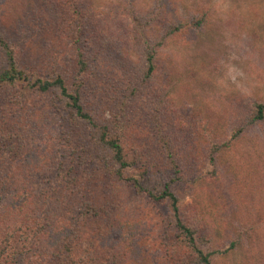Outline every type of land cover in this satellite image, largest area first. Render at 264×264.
I'll return each instance as SVG.
<instances>
[{
    "label": "rangeland",
    "instance_id": "1",
    "mask_svg": "<svg viewBox=\"0 0 264 264\" xmlns=\"http://www.w3.org/2000/svg\"><path fill=\"white\" fill-rule=\"evenodd\" d=\"M0 34L31 80L59 74L71 91L81 54L86 111L125 129L137 162L125 175L156 194L169 187L212 264H264V118L252 121L264 106V0H0ZM150 50L155 73L143 82ZM70 118L56 89L0 88L8 264H64L49 246L66 223L98 264H195L168 204L117 179ZM37 226L50 227L41 247L27 240Z\"/></svg>",
    "mask_w": 264,
    "mask_h": 264
},
{
    "label": "trees",
    "instance_id": "2",
    "mask_svg": "<svg viewBox=\"0 0 264 264\" xmlns=\"http://www.w3.org/2000/svg\"><path fill=\"white\" fill-rule=\"evenodd\" d=\"M191 21L194 23L195 27H199L202 23V20L192 19ZM172 29L173 28H171L170 33H167V35L172 33ZM179 29L180 28H177L176 30L174 29L173 33L179 31ZM160 43H158V45ZM0 51L5 61L4 68L0 70V88L14 87L18 84H22L26 86L27 89L41 94L48 93L51 89H56L59 97L65 100L66 109L68 110L71 117L70 120H74L75 122L81 123L82 125L88 127V129L90 130L88 136L93 147L96 149V151L98 150L100 152H103L110 157L113 168L112 173L115 175V177L130 184L139 194H143L152 202H166L170 209L173 227L183 238L185 246L192 253L195 264H212L210 258L213 253H205L198 247L195 233L189 226L184 223L180 214L178 199L174 195V193L170 191L169 187L167 185L164 186L163 190L156 194L141 185V182L139 180L127 177L125 175V171L131 168H135L137 162L135 158L129 156L125 150V140L123 136L125 129L123 125L119 124L118 120H116V116L114 115L113 120H110L107 123H100L94 118V116H92V114L86 111L82 102V95L80 92L82 86L80 79L83 77L87 69V62L82 58L81 54H79L77 58V66L79 68L78 74H80L81 76H79L76 82V86L71 91L67 88L63 77L59 74H56L52 78L47 79H44L41 76H36L34 80H31V75L18 67L17 55L15 54L14 49L1 34ZM154 73V52L153 50H150L146 53V72L143 75V82L150 80L153 77ZM263 111V105H256V112L252 121H261L264 118ZM17 125L19 126V122H17ZM242 130V128L238 130L237 134L242 132ZM0 136L3 138L5 137L4 131L1 127ZM7 138H5V141H2L3 147H5L3 148V153L7 149ZM16 138L17 136L14 137L15 140ZM13 144H15V147L19 149L16 141H14ZM10 146H12V144ZM216 150H219V147L213 144V151ZM14 153L17 152L15 151ZM10 184H13V182H10ZM3 186L6 185L0 184V188ZM53 224L55 225V222ZM51 227L54 226L51 225ZM49 228V226L48 228L37 226L32 230H29L30 236L29 238L27 237L28 242L33 241L34 245V242H36L37 240V247H41L40 238L42 237V235L45 236L46 233H49L47 230ZM73 233L74 232H72L71 227H69L66 223L63 226L62 239L55 240L60 241L59 244H53L54 246H49V251H51L52 249V251L58 250V254L60 252L64 253V264H98L97 260H95L94 256H92L93 254L91 248H89V250L85 252L87 253L86 255L82 250L83 248H81L82 252L77 255V257H73V254L75 252L79 253V251H81L79 247L80 243H87L88 239L87 237H85L86 234H83L81 240H76L77 235H74ZM86 249H88V246ZM49 251L47 250L48 254ZM15 255V253H9L6 248L0 247V264H8V261L12 260Z\"/></svg>",
    "mask_w": 264,
    "mask_h": 264
}]
</instances>
